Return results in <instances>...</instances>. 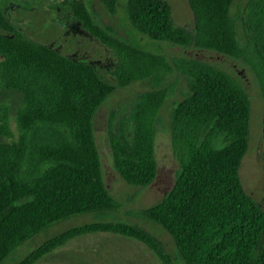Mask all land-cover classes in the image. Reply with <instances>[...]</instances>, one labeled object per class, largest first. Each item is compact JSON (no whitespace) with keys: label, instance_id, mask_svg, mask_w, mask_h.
Here are the masks:
<instances>
[{"label":"trees","instance_id":"1","mask_svg":"<svg viewBox=\"0 0 264 264\" xmlns=\"http://www.w3.org/2000/svg\"><path fill=\"white\" fill-rule=\"evenodd\" d=\"M119 7L149 41L218 53L249 66L264 101V0H249L235 17V0H187L193 31L174 25L164 0H101ZM73 17L117 57L116 86L90 65L73 61L18 33L0 9V90L15 92L17 134L9 107L0 106V264L32 237L79 215H99L47 240L18 264H38L71 241L106 233L145 245L163 264L164 247L146 231L105 221L119 203L106 188L94 120L116 88L149 81L116 130L109 129L113 167L131 187L146 189L158 173L160 112L182 76L187 91L170 112V136L179 170L171 191L142 219L174 241L184 264H264V211L246 193L239 167L248 149L251 103L244 87L218 67L187 57L167 58L125 41L101 25L88 5H71ZM242 22L246 44L238 38ZM112 123V122H111ZM110 123V124H111Z\"/></svg>","mask_w":264,"mask_h":264},{"label":"rangeland","instance_id":"2","mask_svg":"<svg viewBox=\"0 0 264 264\" xmlns=\"http://www.w3.org/2000/svg\"><path fill=\"white\" fill-rule=\"evenodd\" d=\"M80 0H0V9L10 25L31 41L77 62L92 66L107 83L116 86L114 72L117 57L112 50L91 37L71 13V5ZM84 1L97 21L114 30L125 41L165 55L167 58L187 57L208 64L232 75L244 87L250 97L251 117L248 149L239 167V178L246 193L264 211V101L252 69L245 63L218 53L183 49L167 43L149 41L137 33L126 20L122 7L116 14L105 9L101 0ZM172 11L174 25L193 31L195 19L187 0H164ZM249 0H235L231 13L237 16ZM0 33L10 35L0 30ZM237 33L242 45L246 44L242 22L237 24ZM0 61L2 58L0 57ZM176 83L169 100L160 112L156 156L158 173L155 181L146 189L128 185L113 167L108 142L110 127L116 130L119 122L130 111L137 98L153 90L149 81L134 83L125 89L116 88L113 95L98 111L94 120V132L100 154L106 188L119 203L117 213L107 214L105 221L125 223L151 234L164 247L172 264H184L178 255L171 236L162 227L142 219L137 214L162 201L174 186L179 162L174 155L170 136V112L174 103L182 100L187 91L185 79L174 74L166 86ZM9 107L10 123L16 135L15 112L21 104L19 94L0 90V106ZM112 122V123H111ZM111 123V124H110ZM0 141L3 138L0 137ZM99 215H79L62 221L48 230L35 235L18 248L3 264H18L25 256L47 240L69 229L95 222ZM38 264H163L145 245L113 234H94L74 239Z\"/></svg>","mask_w":264,"mask_h":264}]
</instances>
